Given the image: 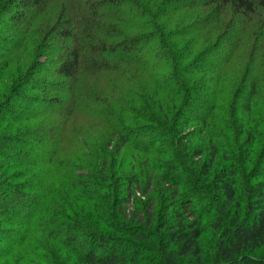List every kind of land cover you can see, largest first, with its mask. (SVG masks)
I'll list each match as a JSON object with an SVG mask.
<instances>
[{
    "label": "trees",
    "instance_id": "1",
    "mask_svg": "<svg viewBox=\"0 0 264 264\" xmlns=\"http://www.w3.org/2000/svg\"><path fill=\"white\" fill-rule=\"evenodd\" d=\"M260 73L264 0H0V264H264Z\"/></svg>",
    "mask_w": 264,
    "mask_h": 264
},
{
    "label": "rangeland",
    "instance_id": "2",
    "mask_svg": "<svg viewBox=\"0 0 264 264\" xmlns=\"http://www.w3.org/2000/svg\"><path fill=\"white\" fill-rule=\"evenodd\" d=\"M66 0H59L60 4H63L65 3ZM58 6V5H57ZM59 7V6H58ZM200 11L199 9H192V10H189V11H185V12H182L180 14H178V17H184V16H192L193 17V14H195V16H197L196 14H198ZM51 12H55V6H52L51 9H50V13ZM202 14H199L198 16L200 15H203L204 13L203 12H200ZM54 14V13H53ZM206 14V13H205ZM177 17V18H178ZM176 18V19H177ZM175 18H172L171 20H174ZM179 19V18H178ZM259 18H254L253 22H251V24H249L248 26V29H247V36L245 37L244 41L242 42L243 44L239 47V49L235 52V55H234V65L233 66H229L227 68V71L225 72V75H227L229 78L228 80H226V82L224 83V85L227 86V90H226V94L224 96L221 97V99H223V101H228V98L231 97L234 89H236V87L241 83V78L243 77L244 73L248 70V66H251L252 68H255L259 63L261 62V58L259 57V53L256 54L255 56V59H254V53L252 55V59L250 62H248V56L250 55V52H251V43H252V34L254 33V31H257V20ZM170 20V21H171ZM250 57V56H249ZM254 65V67H253ZM258 67V66H257ZM256 67V69H257ZM262 71V70H261ZM261 74V73H260ZM264 73H262L261 75H263ZM264 76V75H263ZM222 101V100H221ZM219 101H217L218 103ZM264 105V103H263ZM264 108V106H262ZM217 128V127H216ZM106 135V133L104 132L103 134H98V135H91V134H88V137H90V139L87 137L86 140L90 143H101V141H103L102 139H104L103 137ZM97 137V138H96ZM125 157V156H124ZM114 159V158H113ZM74 198V197H73ZM73 198H70L67 199V202L68 204H73L71 202H76ZM77 203V202H76ZM81 207H82V210L85 211L87 210L85 207H83V205L81 204ZM67 208H68V205H67ZM73 206L71 205V209L69 210H72ZM60 209V208H59ZM66 212V210H65ZM73 212H75L74 208H73ZM77 214V213H75ZM69 217H71L70 215H68V213H66V218H64L65 220L68 219ZM80 220V219H79ZM82 224L84 226H89L90 224V216L88 217V219L85 217L84 220H81ZM17 239V238H16ZM16 240H14L15 242ZM212 241V239H211ZM211 241H206L205 244H204V248L206 249V251H211V248H212V244L210 245V242ZM54 254V252H53ZM55 256V261L57 262H60L58 260V257L56 254H54ZM142 258H144L145 260H147V263H156L157 260L155 259H152V257H150V255L148 253H145L143 254ZM141 264H144L143 262Z\"/></svg>",
    "mask_w": 264,
    "mask_h": 264
}]
</instances>
